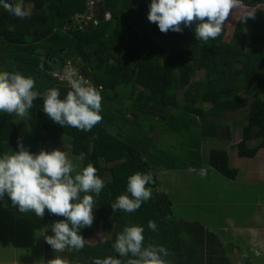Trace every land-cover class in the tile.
I'll list each match as a JSON object with an SVG mask.
<instances>
[{
	"label": "trees",
	"instance_id": "16d2710c",
	"mask_svg": "<svg viewBox=\"0 0 264 264\" xmlns=\"http://www.w3.org/2000/svg\"><path fill=\"white\" fill-rule=\"evenodd\" d=\"M89 2L24 0L29 14L24 19L0 7V72L30 76L41 96L57 88L63 99L70 87L44 69V60L47 55L53 60L64 58L65 63L80 66L79 74L102 89L103 98L102 122L91 131L54 123L42 111L43 100L37 99L27 119L32 129L44 135L30 141L23 140L15 115L0 113V155L17 151L18 138L32 153H39L45 149L41 144L61 133L73 139L74 155L86 154L84 167L91 162L97 169L105 187L98 197L93 194V225L80 231L88 242L83 250L63 251L60 257L67 264L119 258L112 246L129 225L144 228L145 245H163L169 251L168 264H225L226 257L210 249L217 235L177 213L173 201L161 191L160 175L161 171L213 169L236 180L240 170L231 165L227 150L213 148L208 161L203 157L207 139L232 140L231 126L223 130L220 124L231 114L247 116L246 122H239L243 128L242 141L235 146L239 156L256 158L264 148V0H243L245 7L257 11L254 18L243 22L244 16L237 22L229 42L225 24L221 35L207 42L195 37V25L184 27L182 33L160 32L147 19L151 0H101L112 19L84 26L78 18L88 12ZM186 43H191L190 49ZM203 71L206 78L195 81ZM129 87H134V100L124 112L119 105ZM166 142L176 146L172 153ZM137 172L153 174L155 182L147 185L152 188L151 199L135 212L114 213L111 204L127 194L128 177ZM61 219L46 210L42 222L51 232L52 224ZM150 220L156 222V231L148 228ZM101 229L106 240L91 244L89 238Z\"/></svg>",
	"mask_w": 264,
	"mask_h": 264
},
{
	"label": "clouds",
	"instance_id": "9594fccd",
	"mask_svg": "<svg viewBox=\"0 0 264 264\" xmlns=\"http://www.w3.org/2000/svg\"><path fill=\"white\" fill-rule=\"evenodd\" d=\"M239 3L240 0H151L147 19L165 34L169 31L182 33L184 27L195 25V37L207 42L221 35L225 22ZM0 7L20 19L29 15L24 0H0ZM249 17L254 18V14L246 15L243 22ZM53 73L55 76L59 71ZM63 78L70 90L62 99L57 88H50L41 96L34 90L36 82L30 76L18 71L0 72V113L26 118L34 101L42 99V111L54 123L91 131L103 119L100 114L102 89L90 84L72 67L64 69ZM17 146V151L0 155V199L7 195L20 212H33L39 218L45 216L46 210L51 215L63 217L52 224L53 235L45 236L46 243L55 253L66 248L83 250L88 241L80 231L93 225V194L98 197L105 187L97 169L90 162L77 171L73 160L59 149L32 153L24 146L22 138H18ZM92 148L89 145V152ZM75 159L84 161L86 154L81 152ZM154 182L151 172L129 176L127 194L118 196L111 204L113 212L137 211L142 203L151 199L152 188L147 185ZM148 228L156 231V222L150 220ZM143 233L142 226H126L117 234L112 246L119 258H93V264H168L165 257L169 251L163 245H145ZM46 264H67V261L56 256Z\"/></svg>",
	"mask_w": 264,
	"mask_h": 264
},
{
	"label": "rangeland",
	"instance_id": "374dc122",
	"mask_svg": "<svg viewBox=\"0 0 264 264\" xmlns=\"http://www.w3.org/2000/svg\"><path fill=\"white\" fill-rule=\"evenodd\" d=\"M31 8V5L28 6ZM264 8V6H261ZM256 9L248 8L243 5V0H240L238 7L230 14L229 20L225 22V26L228 29L226 35V41H231L237 22L248 14H256ZM81 27V25H79ZM249 36L252 35V29H248ZM157 41L162 43L160 38H156ZM186 48H191V43L185 44ZM66 67L75 68L78 73L79 67H76L72 61L66 64ZM57 79L62 83H67L63 78V74H55ZM206 78V72H200L195 78V81L204 80ZM91 84V83H90ZM245 95V94H242ZM122 102L120 103V109L125 112L129 106V102L134 100V87L124 89V93L121 95ZM17 127L23 137V140L30 141L36 139L41 133H37L29 126L28 119L15 118ZM247 121V116L241 113L231 114L228 118L221 119V127L224 128L231 126L232 140L224 142V140L207 139L204 142L203 157L208 161L210 152L213 148L227 150L231 157V165L240 167L244 174L246 168L253 166L255 162L264 160V158H256L250 160L246 158H240L238 150L235 146L242 141L243 128L239 125V122ZM49 138L55 139L51 142L41 144L45 146V151H52L59 149L68 154V157L73 160L76 170L80 171L84 168V161L76 160L78 157L73 154V139L67 135L56 133ZM175 140V138L173 139ZM159 142V141H158ZM158 146L161 145L157 143ZM257 144V142H254ZM166 149L172 153L176 147L172 146L170 142L165 143ZM160 148V147H159ZM163 149V148H162ZM264 149V148H263ZM262 150V149H261ZM183 151V150H182ZM261 152V151H260ZM250 162V164L245 165ZM206 171V173H204ZM160 179L162 182L161 191L165 192L173 201L176 211L179 215L191 220L193 222H201L210 229H215L216 232L220 231L222 227L228 228V235L234 233L233 226H246L250 225V222L254 220L255 213L264 212V207H260V204L264 202V183L258 186H250V184H244L240 180L229 179L216 170H198L186 169L171 172L161 171ZM74 174H76L74 172ZM233 207H238L236 216L233 217ZM224 210H230L232 217L228 218L224 216ZM219 215V216H218ZM219 217V218H218ZM43 218L37 217L33 212L22 213L19 211L18 206H13L10 198L5 195L3 199H0V235L2 237V244L0 245V263L2 264H38L42 259L43 253L40 249L41 242H44L45 235H53L49 232V228H45L42 222ZM264 220V216L262 215ZM241 221V222H240ZM47 230V234H46ZM107 235L101 229L99 233L89 238L91 244H96L106 240ZM252 246L247 244L244 246V255H251L253 264H264V254L256 256L257 250L254 248L252 252ZM63 252H57L62 256ZM56 254L53 255L55 257ZM51 258V256L49 257ZM232 262L229 258L223 261V263Z\"/></svg>",
	"mask_w": 264,
	"mask_h": 264
},
{
	"label": "crops",
	"instance_id": "0c3cea01",
	"mask_svg": "<svg viewBox=\"0 0 264 264\" xmlns=\"http://www.w3.org/2000/svg\"><path fill=\"white\" fill-rule=\"evenodd\" d=\"M51 60H52V63H50V65H54L55 61H57L53 59ZM253 145L255 144L253 143ZM256 158H262V159L264 158V149H262L261 152H259ZM256 158H252V159L249 158V159L253 160ZM243 159L246 160V158H243ZM247 164H250V162L246 163L245 165ZM235 168L240 170V175L236 180H240L244 182V184H248V185L250 184V186H258L264 183V160H260L259 162L257 161L254 163L253 166L246 168L245 170L246 172L244 174L242 173V169L240 167L237 166ZM204 173H206V171ZM260 207H264V202L260 204ZM229 208H232L233 217H235L238 207L236 206V208H233L229 206ZM262 215L264 216V212L255 213V215H253L254 220L250 222V225L233 226L234 233L232 235H228L227 227H222L220 231H218V233H215L216 232L215 229H210L205 224L202 223L207 229H209L211 232L217 235L216 237L217 242L214 241L213 245H210L211 251L219 250L224 257L229 258L232 264H245L247 263V261L250 264H253L251 255L246 256L242 252L246 251L244 249V246H246L247 244H250L252 246L251 248L252 252H254V248L257 250L255 254L256 256L264 254V220L262 219ZM224 216L228 218L232 217L230 215V210H227V211L224 210ZM46 234H47V230H46ZM1 244H2V237L0 235V245ZM38 245H40V249L43 252L41 254L42 259L40 260V263L38 264H46L48 260L54 259L56 256H59L57 253L53 251L51 246H49L46 243L45 237H44V242L40 241ZM257 253H259V255H257ZM54 254H56L55 257H53ZM50 256L51 258H49ZM27 263L30 264L29 262ZM16 264H20V263L16 262Z\"/></svg>",
	"mask_w": 264,
	"mask_h": 264
},
{
	"label": "built area",
	"instance_id": "2783aa9c",
	"mask_svg": "<svg viewBox=\"0 0 264 264\" xmlns=\"http://www.w3.org/2000/svg\"><path fill=\"white\" fill-rule=\"evenodd\" d=\"M101 3H102L101 0H90L88 12L85 15L79 16L78 18L79 22L84 26L87 25L92 26V24H94V26L99 25L100 22H102L99 20V11H100L99 5ZM111 19H112V14L110 12H106L105 21H110Z\"/></svg>",
	"mask_w": 264,
	"mask_h": 264
},
{
	"label": "water",
	"instance_id": "95a60500",
	"mask_svg": "<svg viewBox=\"0 0 264 264\" xmlns=\"http://www.w3.org/2000/svg\"><path fill=\"white\" fill-rule=\"evenodd\" d=\"M100 7V11H99V20L100 21H105V14H106V6H104L102 3L99 5ZM92 26H94V24H92ZM74 56V54L72 55ZM71 56V57H72ZM50 63H52V60L50 58L49 60V56H45V60H44V66H45V70L51 71V72H56V71H63L64 68H66V63L63 60L55 61L54 65H50ZM93 85V83H92Z\"/></svg>",
	"mask_w": 264,
	"mask_h": 264
},
{
	"label": "flooded vegetation",
	"instance_id": "af4514ba",
	"mask_svg": "<svg viewBox=\"0 0 264 264\" xmlns=\"http://www.w3.org/2000/svg\"><path fill=\"white\" fill-rule=\"evenodd\" d=\"M50 59V58H49ZM57 61H60V60H63L64 62H67V60L66 59H64V58H60V59H56ZM67 64V63H66ZM52 74H54V73H52Z\"/></svg>",
	"mask_w": 264,
	"mask_h": 264
}]
</instances>
